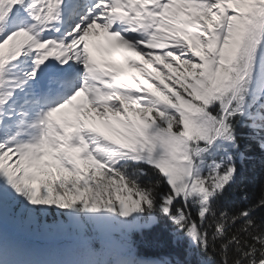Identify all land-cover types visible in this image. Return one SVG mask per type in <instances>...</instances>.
<instances>
[{
	"label": "snow or ice",
	"instance_id": "obj_1",
	"mask_svg": "<svg viewBox=\"0 0 264 264\" xmlns=\"http://www.w3.org/2000/svg\"><path fill=\"white\" fill-rule=\"evenodd\" d=\"M0 264H264V0H0Z\"/></svg>",
	"mask_w": 264,
	"mask_h": 264
},
{
	"label": "rangeland",
	"instance_id": "obj_2",
	"mask_svg": "<svg viewBox=\"0 0 264 264\" xmlns=\"http://www.w3.org/2000/svg\"><path fill=\"white\" fill-rule=\"evenodd\" d=\"M158 63L161 65L165 64L166 62L159 60L158 58ZM145 66H140L135 69L129 70L127 77L128 81L135 86L136 82L138 81L140 84H142L145 88L148 89L149 92L155 94V95H160V92L152 85L151 80L155 79L157 82H164L166 83L167 81L165 78L161 75L159 71H156L155 66L144 63ZM142 69L145 71H142ZM175 68L167 69V71L172 72L174 75H178L175 73ZM183 70V69H181ZM135 78V79H133ZM138 79V80H137ZM129 116L132 117L133 119L139 120V113L136 110H129ZM109 118H112V114L110 113ZM83 166V165H82Z\"/></svg>",
	"mask_w": 264,
	"mask_h": 264
},
{
	"label": "bare ground",
	"instance_id": "obj_3",
	"mask_svg": "<svg viewBox=\"0 0 264 264\" xmlns=\"http://www.w3.org/2000/svg\"><path fill=\"white\" fill-rule=\"evenodd\" d=\"M157 71V70H156Z\"/></svg>",
	"mask_w": 264,
	"mask_h": 264
}]
</instances>
